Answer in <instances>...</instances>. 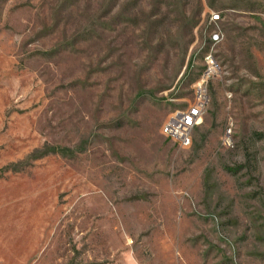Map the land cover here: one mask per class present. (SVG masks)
Instances as JSON below:
<instances>
[{
  "label": "rangeland",
  "instance_id": "374dc122",
  "mask_svg": "<svg viewBox=\"0 0 264 264\" xmlns=\"http://www.w3.org/2000/svg\"><path fill=\"white\" fill-rule=\"evenodd\" d=\"M0 264H264V0H0Z\"/></svg>",
  "mask_w": 264,
  "mask_h": 264
},
{
  "label": "built area",
  "instance_id": "2783aa9c",
  "mask_svg": "<svg viewBox=\"0 0 264 264\" xmlns=\"http://www.w3.org/2000/svg\"><path fill=\"white\" fill-rule=\"evenodd\" d=\"M210 26L213 31L210 35V46L221 44L223 41L222 32L217 27L221 16L211 13ZM207 67L198 83L195 84V103L187 109L175 112L163 127L161 134L168 140L176 143L180 148H190L193 143V135L204 120L207 106L209 104L208 84L217 75V66L211 53L205 57ZM224 145L232 146L229 133L224 139Z\"/></svg>",
  "mask_w": 264,
  "mask_h": 264
}]
</instances>
